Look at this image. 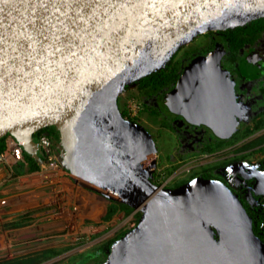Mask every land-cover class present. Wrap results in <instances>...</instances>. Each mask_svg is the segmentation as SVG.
<instances>
[{
  "label": "water",
  "instance_id": "water-1",
  "mask_svg": "<svg viewBox=\"0 0 264 264\" xmlns=\"http://www.w3.org/2000/svg\"><path fill=\"white\" fill-rule=\"evenodd\" d=\"M260 17L264 0H0V138L16 137L40 160L34 133L54 126L57 155L65 150V167L90 182L81 184L142 212L99 264H264V241L238 195L201 177L154 185V157L140 164L154 143L117 108L125 86L164 68L186 37ZM223 53L218 43L192 58L161 100L226 139L238 125ZM253 191L264 194V176Z\"/></svg>",
  "mask_w": 264,
  "mask_h": 264
},
{
  "label": "rangeland",
  "instance_id": "rangeland-1",
  "mask_svg": "<svg viewBox=\"0 0 264 264\" xmlns=\"http://www.w3.org/2000/svg\"><path fill=\"white\" fill-rule=\"evenodd\" d=\"M207 41L204 33H199L175 53L181 56L184 51L202 47ZM141 103L134 83L128 84L117 96L118 111L121 113L125 110L126 118L141 125L154 143V164L149 169L157 171L159 185L168 180V184L174 185L190 177L192 171L197 174L200 163L197 160L170 170L171 162L178 165L176 160L167 157L175 147L168 141H155V135L159 134L156 122L149 117ZM137 105L140 107L136 111ZM263 116L252 122L263 124ZM248 125L251 127V123ZM260 133L259 130L250 133L251 137L246 138L244 143L252 137L254 140L243 144L240 150L258 147L264 140L263 133L258 136ZM12 137L17 141L16 137ZM64 154V157H58V169H43L47 174L45 178L40 169L38 173L17 174L16 163L1 166L0 261L32 258V264H78L83 254L96 250L108 240L124 235L136 226L141 210L132 208V211H122V202L113 192L100 189L102 193L115 197L109 199L100 191L85 187L81 184L85 181L66 168L65 150ZM251 154H254L252 158H260L264 150L254 149ZM167 166L170 167L165 170ZM109 207L112 213L106 218L104 215ZM99 252L98 255L103 256V251Z\"/></svg>",
  "mask_w": 264,
  "mask_h": 264
},
{
  "label": "flooded vegetation",
  "instance_id": "flooded-vegetation-1",
  "mask_svg": "<svg viewBox=\"0 0 264 264\" xmlns=\"http://www.w3.org/2000/svg\"><path fill=\"white\" fill-rule=\"evenodd\" d=\"M264 33L258 38L255 44L244 46L240 49V52L236 57L230 56L224 47V44L216 41L214 46L206 51L204 54L213 50L219 43L224 49V53L221 57V67L226 69L230 79L233 81V98L235 103L234 117L238 125L237 130L229 138L221 139L216 137L210 128L205 125L190 124L180 115L174 114L168 110L161 100L164 93L168 92L175 85L161 91L157 96H152L149 99H145L146 103H150L152 106L158 107L161 116L156 121L157 132L155 135V141L159 143L170 142L175 148L168 155L169 159L176 160L178 165L171 162V169L176 170L182 164L191 163L194 161H200L199 171L197 174H190L185 180L177 181L176 184H168L170 180L161 183L159 185L157 181L158 173L152 169L150 174L151 182L161 188H176L177 186L188 182L195 177L216 179L227 184L231 190L240 197H244L249 191H253V184L256 179L264 176V155L259 158H252L251 153L254 149L264 150V140L258 146L254 148H248L240 150L246 138L251 137L252 134H248L245 137L236 139L237 134L243 133L248 129L255 127V122L262 118L264 114V44L262 38ZM195 54V55H194ZM193 53V57L190 59H184L181 64V70L189 64L192 58L197 55H204ZM178 79V78H177ZM177 81V80H176ZM143 105V100L141 99ZM143 108L145 106L143 105ZM163 117V118H162ZM161 119L169 124V126L161 125ZM264 121V116H263ZM251 123V127H249ZM261 131L264 136V126L256 129L255 131ZM260 133L258 136H261ZM165 134V135H164ZM248 140V139H247ZM220 141H224L221 143ZM212 151H209L212 147H217ZM256 155V153H255ZM166 159V157H165ZM204 160V161H201ZM182 162V163H181ZM180 163V164H179ZM168 166L165 168H169ZM206 173V176L203 174ZM157 175V176H156ZM226 185V186H227ZM251 187V189H250ZM254 192V191H253ZM251 205H258L259 212L264 211V194L259 193L257 197L251 199ZM252 208V207H251Z\"/></svg>",
  "mask_w": 264,
  "mask_h": 264
},
{
  "label": "trees",
  "instance_id": "trees-1",
  "mask_svg": "<svg viewBox=\"0 0 264 264\" xmlns=\"http://www.w3.org/2000/svg\"><path fill=\"white\" fill-rule=\"evenodd\" d=\"M262 33H264V17L253 19L242 26H237L234 28H227L225 30L207 31L204 33V35L208 38V41L206 42L205 45L193 50L184 51L181 56H177L176 53H174L164 68L152 72L140 78L136 82H134L136 90L138 91V95L143 100V105L145 106V109L147 110L149 117L154 122L156 121L159 122L157 118L161 116V113L157 109L158 107L152 106L150 103H146L145 99H149L152 96H157L161 91H165L174 85V83L176 82L177 78L180 75V70H181L180 67L181 64L184 62V59L185 60L190 59L195 55V54L193 55V53L198 52L199 54H204L206 51H208L214 46L216 41L223 43L228 54L230 56L233 55L235 58L236 55L239 54L240 49H242L244 46L255 44ZM121 115L124 118H126V111L122 110ZM161 120H162L160 121L161 125L169 126V124L165 121V119L164 120L161 119ZM263 126H264V122L263 124L257 123L255 124V127L253 129H248L246 131H243V133L240 136L238 135L236 139L245 137L246 135L254 132V130L259 129ZM43 132H47L52 137V139L59 141V132L54 126H47L40 129L39 131L34 133V138L37 139L38 136ZM8 137H10V135L7 133L0 138V152L6 149ZM220 142L223 143L224 141H220ZM218 147L219 146L212 147L210 148L209 151H212L215 148L217 149ZM23 157H24L23 162H17L15 164V169L17 174L31 173L38 171L40 169L37 160L33 158L31 155L23 151ZM203 176H206V173H204ZM255 196L257 197V194L254 193L253 191H249L247 194L244 195V197H240V194H238V197L242 201V204L246 212L251 217L253 232L257 236H259L262 240H264V226H262V223L264 222V211L259 212L258 208L260 207L258 205H253V206L251 205V199L255 198ZM120 207L122 208V211L128 212L133 210L131 207L123 203L120 204ZM111 213H112V209L111 207H109L104 217L108 218L111 215ZM16 224L17 223H14V225ZM122 235L123 234H120L115 238L108 240L106 243L102 244L101 246H99V248H97L92 252L83 254L82 257L79 259L78 264L102 263L103 261H105V258L108 254V250L110 249L112 243ZM99 250L103 251V256L98 255V253H101L99 252ZM0 264H32V258L31 259L16 258L12 260H1Z\"/></svg>",
  "mask_w": 264,
  "mask_h": 264
},
{
  "label": "built area",
  "instance_id": "built-area-1",
  "mask_svg": "<svg viewBox=\"0 0 264 264\" xmlns=\"http://www.w3.org/2000/svg\"><path fill=\"white\" fill-rule=\"evenodd\" d=\"M136 106V111L139 109ZM40 151V160L36 159L41 171L43 169L56 170L59 168L56 141L47 133H41L36 139ZM23 149L20 142L13 137H9L7 147L0 152V164L23 162Z\"/></svg>",
  "mask_w": 264,
  "mask_h": 264
},
{
  "label": "bare ground",
  "instance_id": "bare-ground-1",
  "mask_svg": "<svg viewBox=\"0 0 264 264\" xmlns=\"http://www.w3.org/2000/svg\"><path fill=\"white\" fill-rule=\"evenodd\" d=\"M202 32H204V30L203 31L201 30L199 33H202ZM190 40H191L190 37H186V39L182 42V45L188 43ZM121 125L124 128L126 137H128L127 135H131V134L133 135L134 130L125 119H121ZM131 144H133V142ZM149 155H150L149 153L148 154L145 153V148H143L142 152L140 153V157H143V159L140 160L141 161L140 164L147 166L148 163L151 161V159L154 157V156H151V155L149 156ZM73 175L78 177V178H81L83 181H85L87 183L89 182L87 179L81 177L80 175H76L74 173H73ZM101 188H104V187H101Z\"/></svg>",
  "mask_w": 264,
  "mask_h": 264
},
{
  "label": "crops",
  "instance_id": "crops-1",
  "mask_svg": "<svg viewBox=\"0 0 264 264\" xmlns=\"http://www.w3.org/2000/svg\"><path fill=\"white\" fill-rule=\"evenodd\" d=\"M8 141H9V137L7 138V142H8ZM2 165H3V164L0 165V170H1V166H2ZM40 170H41V169H40ZM35 172H37V171H35ZM37 173H38V172H37ZM40 173H42L43 175H45L44 178L47 177V174H45V172L40 171Z\"/></svg>",
  "mask_w": 264,
  "mask_h": 264
}]
</instances>
